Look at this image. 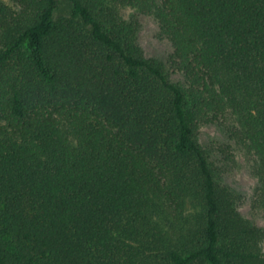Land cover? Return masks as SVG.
<instances>
[{
    "label": "trees",
    "instance_id": "16d2710c",
    "mask_svg": "<svg viewBox=\"0 0 264 264\" xmlns=\"http://www.w3.org/2000/svg\"><path fill=\"white\" fill-rule=\"evenodd\" d=\"M0 1V264H264L197 126L228 112L264 194V0ZM152 14L190 78L144 56Z\"/></svg>",
    "mask_w": 264,
    "mask_h": 264
},
{
    "label": "rangeland",
    "instance_id": "374dc122",
    "mask_svg": "<svg viewBox=\"0 0 264 264\" xmlns=\"http://www.w3.org/2000/svg\"><path fill=\"white\" fill-rule=\"evenodd\" d=\"M0 1L19 12L20 7L13 0ZM119 11L126 21L137 24V40L144 56L160 61L174 83L189 86L190 78L174 61V46L161 33L156 18L133 6H120ZM196 135L209 153L219 181L236 193L240 214L264 233V194L255 174V157L238 132L232 115L226 112L203 118L198 123ZM261 247L264 252V239Z\"/></svg>",
    "mask_w": 264,
    "mask_h": 264
}]
</instances>
